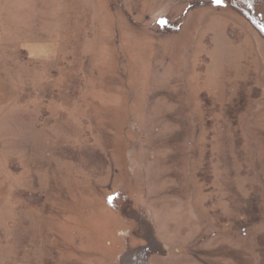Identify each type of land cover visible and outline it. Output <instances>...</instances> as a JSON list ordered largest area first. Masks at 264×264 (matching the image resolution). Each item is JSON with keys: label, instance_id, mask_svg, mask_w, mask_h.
Returning a JSON list of instances; mask_svg holds the SVG:
<instances>
[{"label": "rangeland", "instance_id": "1", "mask_svg": "<svg viewBox=\"0 0 264 264\" xmlns=\"http://www.w3.org/2000/svg\"><path fill=\"white\" fill-rule=\"evenodd\" d=\"M223 3L0 0V264H264V38Z\"/></svg>", "mask_w": 264, "mask_h": 264}, {"label": "flooded vegetation", "instance_id": "2", "mask_svg": "<svg viewBox=\"0 0 264 264\" xmlns=\"http://www.w3.org/2000/svg\"><path fill=\"white\" fill-rule=\"evenodd\" d=\"M264 38V0H223ZM222 4H224L222 2ZM252 4V6H251ZM253 8V9H252Z\"/></svg>", "mask_w": 264, "mask_h": 264}, {"label": "snow or ice", "instance_id": "3", "mask_svg": "<svg viewBox=\"0 0 264 264\" xmlns=\"http://www.w3.org/2000/svg\"><path fill=\"white\" fill-rule=\"evenodd\" d=\"M222 2H223V0H214V3L217 4V5H221ZM160 23H161V25H163L164 21H160ZM109 202H111V198H110Z\"/></svg>", "mask_w": 264, "mask_h": 264}, {"label": "bare ground", "instance_id": "4", "mask_svg": "<svg viewBox=\"0 0 264 264\" xmlns=\"http://www.w3.org/2000/svg\"><path fill=\"white\" fill-rule=\"evenodd\" d=\"M251 6H252V4H251ZM253 9V8H252Z\"/></svg>", "mask_w": 264, "mask_h": 264}]
</instances>
